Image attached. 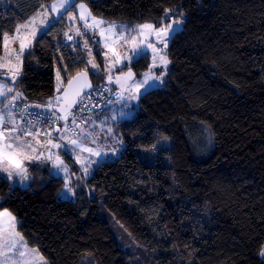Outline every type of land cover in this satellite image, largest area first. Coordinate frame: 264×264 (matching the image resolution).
I'll return each mask as SVG.
<instances>
[{"label": "trees", "instance_id": "1", "mask_svg": "<svg viewBox=\"0 0 264 264\" xmlns=\"http://www.w3.org/2000/svg\"><path fill=\"white\" fill-rule=\"evenodd\" d=\"M51 1L0 0V32ZM85 1L94 16L131 24L160 26L174 10L183 28L168 45L164 83L119 123V158L83 179L65 156L79 178L74 201L59 197L64 181L47 163H31L25 189L0 176V211L48 264H264V0ZM65 26L60 18L24 58L19 90L33 109L46 112L35 105L56 94L60 58L69 75L86 66L64 44ZM149 63L130 67L139 76ZM162 137L170 145L145 163L139 150Z\"/></svg>", "mask_w": 264, "mask_h": 264}, {"label": "snow or ice", "instance_id": "2", "mask_svg": "<svg viewBox=\"0 0 264 264\" xmlns=\"http://www.w3.org/2000/svg\"><path fill=\"white\" fill-rule=\"evenodd\" d=\"M76 7L79 8L78 18L83 22V28L92 30L101 37L105 49L103 56L106 60L104 69L107 73L106 84L115 85L118 89L117 91L105 86L100 90L101 96L104 92H108L115 95L118 102L126 99L136 100L148 89L164 83L170 63L167 48L169 41L182 23L180 19L161 27L152 23L118 25L115 21L109 22L103 17L94 16L86 3L81 2L77 5L76 0H59V3H52L45 11L50 10L58 13L61 19L65 14L75 19V17H71V10ZM173 11V9H166L165 17L162 20L167 19L168 14ZM39 16L40 13L37 12L23 23H17L11 34L8 31L0 32V39H2L5 51V55L0 57V61H2L0 68H6L10 74L9 79L0 80V172L6 173L8 180H15L16 177H19L21 182L29 178L25 161H48L51 162V169L62 170L65 173L69 171L68 165L61 159V155L58 152L54 153L52 149H62L69 154L76 152L77 161L81 163L85 175L89 174L92 164L99 165L100 161L89 158L81 159V153L86 152L89 157L106 155L101 148L87 146L90 136L92 137L90 143L97 142L98 137L93 135L96 128L93 127L89 131L82 127V125L94 123L91 116L83 115V113L91 111L90 104L95 107V104H92V91L97 90V86L92 85L89 81V73L92 70H97L92 74H99V65L95 62V57L90 49L88 51L89 59L82 61L86 66L83 70L76 71L75 75H69L70 66L61 60V65L56 72V94L50 96L43 105H35L37 108L44 107L46 109L43 120L48 122L47 128H38L37 124L42 121L28 119L29 116H32V113L27 111L29 106L26 104L21 106L17 103L24 95L18 89V78L21 75L23 59L26 55L31 54L29 49L37 37L35 21ZM86 34V32L82 33L80 28L76 29V35ZM64 35L69 41L73 40V37L67 32ZM101 40H96L94 43L100 46ZM12 45H18V48L12 47ZM75 47L81 46L77 44ZM84 47L87 48V41H85ZM148 49H151L152 53L151 63L138 79L130 65L140 58H146ZM73 66L78 67L75 58H73ZM124 68H128V71L125 72ZM114 69L117 71L114 72ZM156 69H159V72ZM125 92L129 93L128 97H125ZM123 108L129 109V105L124 103ZM130 114V111L123 110L119 113L122 117ZM17 115L22 123H17ZM115 118V116L112 117V119ZM68 133H72V137H69ZM107 134L115 138L111 127L107 128ZM40 137H44V139ZM118 143L122 144V141H118ZM112 151L115 154L117 150L113 149ZM85 159L87 163L84 162ZM65 191L75 195V190L68 183H65ZM259 254L264 257V247ZM0 257L5 258L8 264H40L44 259L39 256L36 249H32L31 255H29L23 237L16 231V218L7 208L0 211ZM0 264H4V260H0Z\"/></svg>", "mask_w": 264, "mask_h": 264}, {"label": "rangeland", "instance_id": "3", "mask_svg": "<svg viewBox=\"0 0 264 264\" xmlns=\"http://www.w3.org/2000/svg\"><path fill=\"white\" fill-rule=\"evenodd\" d=\"M81 2L86 3L85 0H76L77 5L79 3H81ZM52 3H59V0H52L49 3L39 2V6L37 7L36 12L34 11V13L32 14V16H33L37 12L40 13V16L35 21V27L37 29V37H39L43 33H45L54 23H56L60 19V17L58 16V13L52 12L50 10L49 11H45V9H47L49 7V5H51ZM78 14H79V8L76 7V8H73L71 10V17H75V19L70 18V16L68 14H65L63 16V19H64L65 24H66V26H65L66 29H65L64 33L67 32L69 35H71L73 37V40L69 41L67 39V37L63 34V42L67 46L72 45V47H70L72 49V51L74 53L80 54L84 58L85 61L87 59H89L88 51L90 49L91 52H92V55L95 57V62L99 65V74L102 72L103 75L106 77L107 73L104 71L105 65H106V60H105V57L103 56V52L105 51V49L103 48V41L101 40V37L98 34H96L95 32H93L92 30H86V29L83 28V22L79 20ZM170 14L171 13L168 14V18L165 19V20L168 21V19L171 18L170 16H173L172 14L171 15ZM105 20H107V19H105ZM165 20L162 23V25L157 26V27L166 26L168 23L165 22ZM41 21H43V24H41ZM107 21H109V22L115 21L118 25L119 24L136 25V24H131V23L127 22V21H121V20H107ZM170 23H172V21ZM179 27H181V26H179ZM77 28H80V31L82 33L86 32L87 34L86 35H76V29ZM96 40H101L100 46H97L94 43V41H96ZM85 41H87V48L84 47ZM34 42H35V40L33 41L32 45L34 44ZM77 44H79L81 47L76 48L75 45H77ZM12 47L18 48V45H12ZM120 50L123 51V49H120ZM97 53H99V54H97ZM147 53H148V56L150 57V63H151V56H152L151 49H148ZM4 55H5V51H4V48H3V53H2V55L0 57H3ZM60 60H62V59L60 58ZM100 61H102V63H100ZM0 62H2V61H0ZM88 67H90V65H88ZM169 67H170V63L168 65V69H169ZM57 69H58V65H56V68H55L56 85H57V79H56ZM125 69L126 68H124L123 70L126 72ZM95 71H97V70H92V72H95ZM113 71L116 72L117 70L114 69ZM156 71L159 72V69H156ZM22 74H23V64H22V69H21V75L18 78V89H19L20 80L22 78ZM136 77L139 79L141 77V75L136 76ZM0 78L2 80H7V79L10 78V74L8 73L6 68H0ZM159 87H161V85H158L157 87L152 88V89H148L147 92H149L151 90H154L156 88H159ZM114 89H116V88H114ZM116 90H118V89H116ZM12 94H14V93H12ZM12 94H9V95H12ZM124 95H125V97H128L129 93L125 92ZM142 96H140L139 99H136V100H128V99H126L124 101H119V102L117 101V103L115 105H113L110 109H108L103 114L99 115L98 119H97V117L93 118L92 121L94 123L82 125V127L87 128L89 131H91V129L93 127L96 128V131L93 133V135L98 137L97 142L95 144L90 143V141L92 139V137L90 136L89 137V143H87V146L88 147H93V148H101L102 151L104 153H106V155H103L102 157H94V156L93 157H89V154L84 152V153L80 154L81 159L89 158L91 160H99L100 162H106V161H113V160H115V159H117V158H119L121 156L122 151L124 149V143H123L122 138L120 136L121 134H120L118 125H119V123H122L124 121H127V120L131 119L133 116H135L137 114V112L139 110V102H140V99H141ZM17 103H18V101H17ZM124 103H127L129 105V109H124L123 108V104ZM121 110H123L125 112L130 111L131 114L122 117V116L119 115ZM113 116H115L116 118L112 119ZM16 119H17V123H21V121L18 119V116L16 117ZM108 127H111L113 129V133H114V137L115 138H113L112 136H109L107 134V128ZM68 135H69V137H72L73 134L72 133H68ZM40 138L44 139V137H40ZM167 140H169V139H167L166 137H162L155 144V148L139 150V155L142 158V160L145 163H152V158L154 159L155 156L163 148L168 147L170 145V140L169 141H167ZM118 141H122V144L118 143ZM113 149L117 150L115 152V154H113V151H112ZM52 151L54 153L58 152L61 155V159H63L65 164H66L65 156H67V155L71 156V158L79 166L80 174H81L83 179L89 178L92 175L95 166L97 165V164H92L91 167L89 168V174L85 175L83 170H82L81 163L77 161V153L76 152H71L69 154V153H65L62 149H52ZM151 154L154 157L151 156ZM41 162L47 163L51 167V162H48V161H41ZM41 162L25 161V165L29 168V164H31V163H41ZM84 162L87 163V160L85 159ZM68 169H69V171L67 173L63 172L62 170L52 169V174L54 176L60 177L64 181V187L61 190V192L59 194V197L61 199H63V200H72V201H74L76 199V193L73 196L70 193L66 192L65 191V183H68L69 186L72 187L75 190L73 182L75 180L79 179V178L76 176L77 174L71 172V169L69 168V166H68ZM28 175H29V171H28ZM0 176L6 179L7 174L4 173V172H0ZM8 181L10 182L12 187L18 186V187H20L22 189H25V188H27L29 186V178L26 181H22V182H21V179L19 177H16L15 180H8ZM17 225H18V220L16 218V231H17ZM118 238H119V236H118ZM118 241L121 243L122 242V237H120ZM28 248H29V250H32V249H36L37 250V248H32V247H28ZM30 252H29V255H31ZM38 254H39V256H41L39 251H38ZM0 260H4V264H8V262H7V260L5 258L0 257ZM40 264H48V263H47V261L45 259H43V261L40 262Z\"/></svg>", "mask_w": 264, "mask_h": 264}, {"label": "built area", "instance_id": "4", "mask_svg": "<svg viewBox=\"0 0 264 264\" xmlns=\"http://www.w3.org/2000/svg\"><path fill=\"white\" fill-rule=\"evenodd\" d=\"M170 17L172 19L169 18L168 20H170V21L174 20V16H170ZM163 20H165V19H163ZM165 21L167 22V20H165ZM105 86L112 88L110 85L102 84V85L97 86V90L92 91V104H95V107H92V105L90 104L89 107L91 108V111L83 113L84 116H86V117L91 116V118H92V117H95L97 115H101L104 112H106L108 109H110V107L114 103L117 102L116 96L109 94L108 92H104L103 96H101L100 90L103 89ZM109 101H112V102H109ZM85 103H88V101H85ZM18 104L21 106L25 105V104L28 105L24 101H19ZM27 111L32 113V116H29L28 119L42 121L41 123L37 124V126L43 125L46 128L48 127V122L43 120V117H44V115H46V112H44L42 110L33 109L30 106L28 107Z\"/></svg>", "mask_w": 264, "mask_h": 264}, {"label": "water", "instance_id": "5", "mask_svg": "<svg viewBox=\"0 0 264 264\" xmlns=\"http://www.w3.org/2000/svg\"><path fill=\"white\" fill-rule=\"evenodd\" d=\"M180 29H182V27H179L178 31H179ZM178 31H177V32H178ZM177 32H176V33H177ZM176 33H174V35H175ZM174 35H173V37H174ZM172 39H173V38H172ZM172 39H171V40H172ZM171 40L169 41V44H170ZM169 44H168V45H169ZM88 79H89V81L91 82V84L93 85V82H92V80H91L90 74H89Z\"/></svg>", "mask_w": 264, "mask_h": 264}, {"label": "crops", "instance_id": "6", "mask_svg": "<svg viewBox=\"0 0 264 264\" xmlns=\"http://www.w3.org/2000/svg\"><path fill=\"white\" fill-rule=\"evenodd\" d=\"M37 38H38V37H37ZM37 38H36V39H37ZM36 39H35V40H36ZM30 48H31V47H30ZM23 61H24V59H23ZM0 80H2V79L0 78ZM21 100H22V99H20L19 101H21ZM19 101H18V102H19ZM116 103H117V102H116ZM116 103H114L113 105H115ZM113 105H112V106H113ZM112 106H111V107H112ZM111 107H110V108H111ZM98 116H99V115H98ZM95 117H97V116H95ZM19 120H20V119H19ZM24 243H25V241H24ZM25 245H26V243H25ZM26 246H27V245H26ZM27 248H28V246H27ZM28 250H29V248H28ZM30 251H31V250H29V252H30ZM30 253H31V252H30Z\"/></svg>", "mask_w": 264, "mask_h": 264}, {"label": "bare ground", "instance_id": "7", "mask_svg": "<svg viewBox=\"0 0 264 264\" xmlns=\"http://www.w3.org/2000/svg\"><path fill=\"white\" fill-rule=\"evenodd\" d=\"M174 13V12H173ZM171 15V14H170ZM179 16V15H178ZM184 19V18H183ZM183 25V24H182ZM183 28V27H182ZM43 111V110H42Z\"/></svg>", "mask_w": 264, "mask_h": 264}]
</instances>
